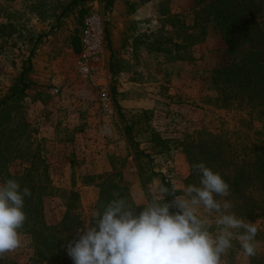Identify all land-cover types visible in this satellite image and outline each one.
Segmentation results:
<instances>
[{"label":"rangeland","instance_id":"374dc122","mask_svg":"<svg viewBox=\"0 0 264 264\" xmlns=\"http://www.w3.org/2000/svg\"><path fill=\"white\" fill-rule=\"evenodd\" d=\"M108 1L0 0V184L14 179L31 190L24 198L23 245L0 264H74L68 241L114 192L139 211L150 187L163 184L179 194L199 185L192 165L201 162L230 185L223 199L231 211L258 228L257 254L246 257L233 241L222 264H264L262 181L255 168L264 121L247 100H222L213 87L224 46L203 3ZM90 12L104 28L102 88L76 68ZM38 207L54 227L42 256L29 233L30 212Z\"/></svg>","mask_w":264,"mask_h":264},{"label":"clouds","instance_id":"9594fccd","mask_svg":"<svg viewBox=\"0 0 264 264\" xmlns=\"http://www.w3.org/2000/svg\"><path fill=\"white\" fill-rule=\"evenodd\" d=\"M192 168L200 176L199 185L188 184L179 194L163 184L150 187L139 211L114 192L115 198L95 210L68 241L74 264H222L233 241L246 257H254L258 228L238 217L232 203L223 199L230 195V185L203 162ZM169 195L173 199L166 201ZM28 196L31 190H21L14 179L0 184V259L23 245Z\"/></svg>","mask_w":264,"mask_h":264},{"label":"trees","instance_id":"16d2710c","mask_svg":"<svg viewBox=\"0 0 264 264\" xmlns=\"http://www.w3.org/2000/svg\"><path fill=\"white\" fill-rule=\"evenodd\" d=\"M198 1L203 3L205 20L218 31L224 46L212 70L213 87L222 100H247L264 121V0ZM255 164L262 181L261 203L264 204V150L257 155ZM67 195L71 201L77 198L74 191H67ZM33 205L30 204L29 208ZM71 207L68 206L69 209ZM37 210L39 211L30 210L29 233L35 254L42 256L41 247L48 244V236L54 227L45 221L41 207ZM69 215L70 212H67L63 218L66 219ZM64 225L65 222L62 226ZM65 228L72 230L67 225Z\"/></svg>","mask_w":264,"mask_h":264},{"label":"built area","instance_id":"2783aa9c","mask_svg":"<svg viewBox=\"0 0 264 264\" xmlns=\"http://www.w3.org/2000/svg\"><path fill=\"white\" fill-rule=\"evenodd\" d=\"M79 45L76 68L80 76L89 85L102 88L106 82L103 52L104 28L98 13L90 12L84 17L79 33Z\"/></svg>","mask_w":264,"mask_h":264}]
</instances>
